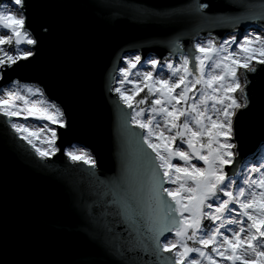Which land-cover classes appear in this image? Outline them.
<instances>
[{
  "label": "snow or ice",
  "instance_id": "1",
  "mask_svg": "<svg viewBox=\"0 0 264 264\" xmlns=\"http://www.w3.org/2000/svg\"><path fill=\"white\" fill-rule=\"evenodd\" d=\"M245 7L247 20L264 25V0ZM207 8L200 3L191 9L199 15L198 28L214 23ZM27 21L26 0H0V81H6L0 86V119L43 159L60 151L52 125L67 123L62 108L44 99L39 86L10 78L35 56L38 40ZM192 49L185 53L173 41L170 55L179 62H144L135 54L118 68L110 91L129 109L121 114L132 126L126 133L135 144V167L125 164L119 174L101 178L86 149L64 152L73 163L89 166L93 194L112 217L105 225L112 237L106 246L117 264H264V155L242 162L237 141V125L251 106V74L264 71V27L240 39L217 41L209 34ZM144 63L150 69L141 71ZM144 89L147 95L134 100ZM149 96L151 106L139 107ZM29 118L48 123L30 125ZM122 223L127 238L112 236Z\"/></svg>",
  "mask_w": 264,
  "mask_h": 264
},
{
  "label": "water",
  "instance_id": "2",
  "mask_svg": "<svg viewBox=\"0 0 264 264\" xmlns=\"http://www.w3.org/2000/svg\"><path fill=\"white\" fill-rule=\"evenodd\" d=\"M200 3L208 5L203 11L214 23L198 28L199 15L191 9ZM260 3L26 0L27 23L38 44L34 58L10 78L39 86L65 112L67 127L56 126L60 151L42 159L0 119V264H117L106 246L112 237L105 225L112 217L93 194L89 166L73 163L65 150L73 145L88 150L101 178L119 174L125 164L135 167V144L126 133L132 126L121 114L129 109L110 91L124 57L138 52L142 60L176 58L170 55L173 41L188 53L209 34L220 39L253 27L261 30L259 21L246 19L245 7ZM177 9L186 11L176 15ZM248 94L251 106L237 125L242 162L264 146V71L251 74ZM127 235L125 223L112 234Z\"/></svg>",
  "mask_w": 264,
  "mask_h": 264
},
{
  "label": "rangeland",
  "instance_id": "3",
  "mask_svg": "<svg viewBox=\"0 0 264 264\" xmlns=\"http://www.w3.org/2000/svg\"><path fill=\"white\" fill-rule=\"evenodd\" d=\"M259 31H260V29H257V28H255V27H253V28H249V29H247L243 35H245L246 33H249V32H259ZM0 34H2V30H0ZM229 35H236V36H237V39H240V38L243 36V35H242L241 33H239V32H233V33H228V34H227L226 36H224L223 38H227ZM208 36H209V35H208ZM208 36L198 38L197 41H195V43H196V42H206ZM211 36H212V35H211ZM212 37L215 38L217 41H219V40L222 39V38H220V39H219V38H216L215 36H212ZM4 47H5L6 50L9 49V46H7V45H5ZM135 54H139V53H138V52L130 53V54L126 55V56L124 57V59H125V58H130L131 56H133V55H135ZM153 58L157 59V60L160 61L161 63H163L166 59H168V60H172V61H174V62H179V57H178V56H177L176 58H174V57H165V58H163L162 60H159L158 57H156L155 55H149V56H147V57H146L144 60H142V61L146 62L147 60H149V59H153ZM122 66H124V62H123V64H122ZM138 68H140V70L142 71V70H144L145 68H149V69H150V65H147L146 63H144L143 66L138 65ZM167 75H168V74H167V70L165 69V71H164V78H167ZM118 78H119V72H118V74H117L116 80H117ZM33 86H35V85H33ZM116 86H117V84H116V81H115V85H114V87H116ZM123 87H124V88H128V87H130V85L125 84ZM197 87H199V85H198ZM177 91H178V90H177ZM193 91H195V90H193ZM189 95H191V94H189ZM32 99H37V97H32ZM44 99L48 100L45 96H44ZM48 101H49V100H48ZM209 104H211V101H209ZM145 115H147V113H146ZM28 123H29L30 125L40 126V125H42V124H44V123H48V122H46V121H39V120H33L32 118H29ZM56 126H57V125H52V127H56ZM37 143H39V142L37 141ZM178 143H179V140H177L176 142H174V144H178ZM44 147H46V145H44ZM74 147H75V148H83V147H81V146L73 145V146H71V147H68L67 150H73ZM83 149H85V148H83ZM87 151H88V150H87ZM88 153L90 154L89 151H88ZM90 155H91V154H90ZM262 155H264V146H261V147L258 149V151H257L253 156H250V157L246 158L243 162H244V163H252V162L258 161ZM173 162H174V163H180V162L177 161V160H174ZM193 163H196V161H193ZM240 167H241V166H240ZM240 167H239V168H240ZM166 186H172V187H174V185H166ZM170 236H171V235H170ZM171 238H172V239H175L174 236H171ZM258 239H259V238H258ZM210 250H211L210 247H209L208 249H206V251H209V252H210ZM261 250H264V249H261ZM247 258H254V257H247ZM217 259H219V258H217ZM222 264H230V262H222ZM237 264H239V262H237Z\"/></svg>",
  "mask_w": 264,
  "mask_h": 264
},
{
  "label": "trees",
  "instance_id": "4",
  "mask_svg": "<svg viewBox=\"0 0 264 264\" xmlns=\"http://www.w3.org/2000/svg\"><path fill=\"white\" fill-rule=\"evenodd\" d=\"M147 95V89H144L143 91H141L136 97H134V100H137V99H140V98H143L144 96ZM151 99L152 97L149 96L148 97V100L146 101L145 105H140L139 107H149L151 106ZM209 222L208 221H204V224L207 225ZM189 244L191 245V242H189Z\"/></svg>",
  "mask_w": 264,
  "mask_h": 264
},
{
  "label": "bare ground",
  "instance_id": "5",
  "mask_svg": "<svg viewBox=\"0 0 264 264\" xmlns=\"http://www.w3.org/2000/svg\"><path fill=\"white\" fill-rule=\"evenodd\" d=\"M197 41V40H196Z\"/></svg>",
  "mask_w": 264,
  "mask_h": 264
}]
</instances>
